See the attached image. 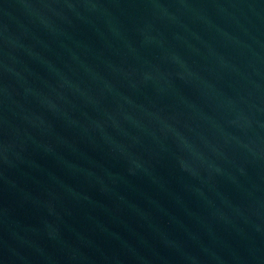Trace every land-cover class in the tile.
I'll list each match as a JSON object with an SVG mask.
<instances>
[{
	"label": "water",
	"instance_id": "1",
	"mask_svg": "<svg viewBox=\"0 0 264 264\" xmlns=\"http://www.w3.org/2000/svg\"><path fill=\"white\" fill-rule=\"evenodd\" d=\"M0 264H264V0H0Z\"/></svg>",
	"mask_w": 264,
	"mask_h": 264
}]
</instances>
